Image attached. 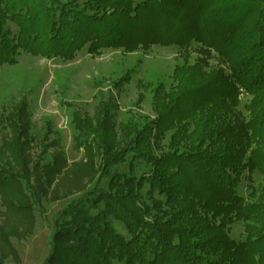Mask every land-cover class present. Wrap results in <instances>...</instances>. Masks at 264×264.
<instances>
[{"label": "trees", "instance_id": "16d2710c", "mask_svg": "<svg viewBox=\"0 0 264 264\" xmlns=\"http://www.w3.org/2000/svg\"><path fill=\"white\" fill-rule=\"evenodd\" d=\"M154 46L182 59L147 85L155 119L116 124L111 99L95 128L74 114L77 168L30 135L25 104L0 119V264L71 194L44 264H264V0H0V66Z\"/></svg>", "mask_w": 264, "mask_h": 264}, {"label": "rangeland", "instance_id": "374dc122", "mask_svg": "<svg viewBox=\"0 0 264 264\" xmlns=\"http://www.w3.org/2000/svg\"><path fill=\"white\" fill-rule=\"evenodd\" d=\"M181 62L177 47L160 46L135 52L108 48L100 54L84 49L70 60L21 54L16 64L0 66V119L11 116L25 104L31 124L30 135L38 142L46 136L51 141L57 140L69 166L77 168L76 164L84 161L85 153L83 148H77L75 141L80 132L73 127L74 114H79L83 121L92 122L95 128L98 114L111 99L118 107L112 108L116 124L132 121L141 126L145 121H153L151 89L160 83L171 85L174 69ZM149 84L154 87H147ZM240 98L242 105L251 100L243 93ZM7 133L9 130H0V146ZM55 151L49 149L45 156L47 161L52 160ZM124 168L120 166L121 171ZM105 182L106 179L102 180V186ZM240 192L247 195L245 184ZM75 196L71 194L58 202L44 201L42 207L34 211L33 235L21 241L12 239L21 258L20 264L45 263L55 233L52 217ZM231 238L244 239L242 223L233 225ZM4 264L16 263L8 259Z\"/></svg>", "mask_w": 264, "mask_h": 264}]
</instances>
